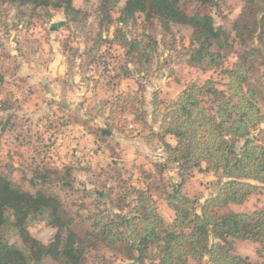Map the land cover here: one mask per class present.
Wrapping results in <instances>:
<instances>
[{
    "label": "trees",
    "instance_id": "trees-1",
    "mask_svg": "<svg viewBox=\"0 0 264 264\" xmlns=\"http://www.w3.org/2000/svg\"><path fill=\"white\" fill-rule=\"evenodd\" d=\"M99 1L103 4L100 30L114 27L112 38L103 41L121 46L127 64L134 66V70L122 69L124 77L143 72L160 47L145 26L134 32L143 16L144 25L157 20L166 34L173 25L190 26L188 63L203 70H220L227 78L225 88L207 79L190 83L170 102L158 96L153 99L152 116L159 123L157 136L166 153L165 162L157 167L164 170L174 164L180 177L164 198L175 214L171 222L159 213L149 187L126 186L120 181L113 209L97 205L86 224L50 185L73 190L71 167L36 168L29 179L33 190L0 173V264H43L46 257L56 264H89L88 253L101 249L126 255L127 264H148L149 260L153 264H189L190 259L196 264H249L248 257L236 252L235 241L264 246V204L249 212L226 209L264 191V143L252 135L263 121V94L255 78L264 64V0H242L244 5L231 30L216 25L212 14L190 9L194 4L218 8L224 0H126L116 17L113 12L120 0ZM4 3L45 9L48 16L50 8L63 9L75 22L87 18L73 0H0V7ZM231 54L237 60L227 67ZM4 80L0 72V87ZM101 104L99 113L106 107L113 110L114 102L106 99ZM9 109V103L0 98V111ZM167 136L175 142L169 143ZM194 169L224 179L218 191L203 202L183 192ZM33 217H42L56 230L49 242L30 233L28 221ZM6 224L17 230L28 254L5 238ZM101 258L102 264H110L105 256Z\"/></svg>",
    "mask_w": 264,
    "mask_h": 264
},
{
    "label": "rangeland",
    "instance_id": "rangeland-1",
    "mask_svg": "<svg viewBox=\"0 0 264 264\" xmlns=\"http://www.w3.org/2000/svg\"><path fill=\"white\" fill-rule=\"evenodd\" d=\"M125 1L120 0L114 17ZM73 4L87 15L85 21H71L63 9L50 8L48 16L45 9L7 3L0 7V72L5 79L0 98L10 105L9 110L0 111V173L33 190L29 179L36 168L71 167L73 190L50 185L86 224L97 205L113 209L120 181L126 186L149 187L159 213L171 222L175 214L164 198L180 177L174 164L164 170L157 167L165 162L166 153L157 136L159 123L152 116L153 99L158 96L170 102L190 83L207 79L225 88L227 78L220 70H203L188 63L190 26L176 24L166 34L157 20L144 25L143 16H139L134 32L145 26L160 47L143 72L124 77L122 69L134 70V66L127 64L121 46L103 41L111 39L114 31V27L100 30L103 4L99 0H73ZM243 5L242 0H224L218 8L194 4L190 9L212 14L216 25L231 30ZM236 60L231 54L225 66L231 67ZM255 82L263 94V121L252 135L264 143V64ZM106 99L114 102L113 110L106 107L99 113L101 101ZM165 139L175 142L170 136ZM223 180L220 174L194 169L183 192L203 202L218 191ZM263 204L264 191H260L244 204L226 210L249 212ZM28 229L44 243L56 231L42 217L30 218ZM3 234L28 254L11 224L4 226ZM235 245L237 253L249 258V264H264V246L251 241H235ZM102 256L110 264L130 262L120 252L101 249L88 253L89 264H102ZM43 264L56 262L46 257ZM189 264L196 263L190 259Z\"/></svg>",
    "mask_w": 264,
    "mask_h": 264
},
{
    "label": "crops",
    "instance_id": "crops-1",
    "mask_svg": "<svg viewBox=\"0 0 264 264\" xmlns=\"http://www.w3.org/2000/svg\"><path fill=\"white\" fill-rule=\"evenodd\" d=\"M62 67V66H61ZM62 69V68H61ZM61 69H59V73H61L62 72V70ZM47 71V70H46ZM46 74H48V75H51V74H53L52 72H51V70H50V72L49 71H47V72H45ZM231 206H233V205H231ZM236 246V245H235Z\"/></svg>",
    "mask_w": 264,
    "mask_h": 264
}]
</instances>
